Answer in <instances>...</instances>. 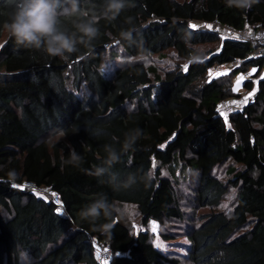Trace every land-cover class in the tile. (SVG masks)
Returning <instances> with one entry per match:
<instances>
[{
	"label": "trees",
	"instance_id": "1",
	"mask_svg": "<svg viewBox=\"0 0 264 264\" xmlns=\"http://www.w3.org/2000/svg\"><path fill=\"white\" fill-rule=\"evenodd\" d=\"M14 2L0 0V26ZM102 3L81 0L82 7ZM98 26L92 46L67 61L18 46L0 27V264L23 257L29 264H101L95 243L109 248V264H264V55L251 56L257 43L219 29L264 27V0L250 7L127 0L115 20ZM170 48L180 61L168 68L133 59ZM230 63V74L207 75ZM240 72L249 73L243 88L253 93L223 114L220 103L240 96L232 85ZM136 129L141 135L124 151L126 134ZM106 145L120 154L111 172L138 177L131 189L116 191L107 174L95 175ZM223 164L225 179L215 172ZM25 181L50 187L57 202L19 186ZM182 182L191 189L190 210L208 211L188 213ZM231 191L232 206L223 210ZM100 196L133 205L140 227L115 214L95 224L81 219V208ZM150 220L183 224V257L154 243ZM172 237L161 233L165 242Z\"/></svg>",
	"mask_w": 264,
	"mask_h": 264
},
{
	"label": "clouds",
	"instance_id": "2",
	"mask_svg": "<svg viewBox=\"0 0 264 264\" xmlns=\"http://www.w3.org/2000/svg\"><path fill=\"white\" fill-rule=\"evenodd\" d=\"M255 0H232L237 6L250 7ZM127 7V0H103L97 9L94 5L82 7L81 0H15L12 11L3 22L2 30L8 33L9 39L24 49L41 52L46 56L67 61L80 46L90 48L100 36L101 20L113 21ZM132 23V18H128ZM123 39L131 40V31H122ZM141 135L139 129L125 136L122 149L130 150ZM107 159L97 167L95 175H108V183L116 191L131 189L138 177L130 173L121 178L118 173L111 172V167L120 161V154L110 145L105 146ZM72 160L79 159L72 151ZM118 215L121 219H130V209L126 205L111 203L105 196L96 198L92 203L81 208V219L95 224L104 218L111 220ZM110 228V224L102 225Z\"/></svg>",
	"mask_w": 264,
	"mask_h": 264
},
{
	"label": "rangeland",
	"instance_id": "3",
	"mask_svg": "<svg viewBox=\"0 0 264 264\" xmlns=\"http://www.w3.org/2000/svg\"><path fill=\"white\" fill-rule=\"evenodd\" d=\"M195 23L199 25L201 22L195 21ZM202 24L208 27H213V25L210 23H202ZM219 29L222 35L226 36L227 32H226L225 27H220ZM204 46H207V45H203V47ZM112 58L113 56L108 52L105 55L104 60H103L104 65H107V66L111 65L113 63ZM118 59L130 60L131 57H126L124 56V54H121V56H119ZM133 59L142 60L145 64L154 65L158 70L171 67L175 62L180 61V59L176 56L175 51L171 48L165 50L163 53H160V54H154L152 56L140 55ZM233 66L234 65L232 63L215 66L208 71L207 75L211 77V76L220 75L223 73L230 74V71L233 68ZM251 71H253V68L249 70V72ZM248 76H249V73H248ZM244 81H245L244 73L242 74L240 72L233 76V80H232L233 88L234 90L240 93V96H238L235 99L226 100L225 104L221 103L219 105V110H221L223 114H227L229 111L235 109L236 106L241 105L239 104L240 101H242V104H243L245 100L249 97V95L253 93V90H246L245 88H243ZM228 164H223L215 168L216 174L220 176L222 179H225L229 175L227 173ZM178 188L182 196L181 201L185 209L188 211V213L190 214L192 213L191 214L192 216H198L200 213H203L205 210L208 211V209H202V208L201 209L195 208L194 210H190L191 205L193 206V204L188 202L191 199V198L190 199L188 198V196L191 193V189L189 188L187 182L180 183ZM233 193L234 192L231 191V193L223 199L220 205L221 209L223 210L230 209V207L232 206V201H233ZM123 205H126L130 209V219H127L124 221H126L132 227V229L136 231L140 227L139 214L133 205H128V204H123ZM149 230L152 233L153 241L155 244L159 245L163 249H171L173 250V252H176L175 254L181 255L183 257L184 255L183 253L185 252L183 245L184 243H186V239L183 234L184 233L183 224L181 222H178L176 220H169V221H166V223H164L163 225L162 224L160 225L156 221L150 220ZM162 232L172 233L173 234L172 239L165 242V240L161 238ZM21 264H29L28 258L23 257L21 260Z\"/></svg>",
	"mask_w": 264,
	"mask_h": 264
},
{
	"label": "built area",
	"instance_id": "4",
	"mask_svg": "<svg viewBox=\"0 0 264 264\" xmlns=\"http://www.w3.org/2000/svg\"><path fill=\"white\" fill-rule=\"evenodd\" d=\"M226 29V36L233 37L242 41H249L257 43V46L251 52V56L264 55V27H259L257 29H236L231 26H223ZM248 76V72L244 73V77ZM226 100H223L221 103L225 104ZM244 102V101H243ZM220 103V104H221ZM241 105L236 106L235 109L240 108L243 104L240 101ZM235 106V105H234ZM21 187H26L29 190L35 192L36 194L52 199L57 202L58 194L56 191L45 185H37L32 181H25L22 184H19ZM95 249L97 252L98 260L101 264H109L110 260V250L106 246L95 243Z\"/></svg>",
	"mask_w": 264,
	"mask_h": 264
},
{
	"label": "snow or ice",
	"instance_id": "5",
	"mask_svg": "<svg viewBox=\"0 0 264 264\" xmlns=\"http://www.w3.org/2000/svg\"><path fill=\"white\" fill-rule=\"evenodd\" d=\"M193 27H195V26H193ZM0 47H2V46H0Z\"/></svg>",
	"mask_w": 264,
	"mask_h": 264
}]
</instances>
